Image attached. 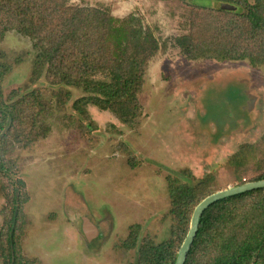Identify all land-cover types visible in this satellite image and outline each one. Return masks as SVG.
Segmentation results:
<instances>
[{"label": "rangeland", "instance_id": "374dc122", "mask_svg": "<svg viewBox=\"0 0 264 264\" xmlns=\"http://www.w3.org/2000/svg\"><path fill=\"white\" fill-rule=\"evenodd\" d=\"M75 1L110 7L121 19L141 16L157 30L164 50L150 63L139 96L143 114L132 128L93 106L89 118L79 115L74 103L84 97L80 89L51 84L47 77L33 83L32 41L7 35L2 49L13 70L3 83L5 95L21 91L18 101L42 91L46 104L25 111L20 134L14 135L39 138L17 143L9 156L13 172L0 170V241L21 181L29 198L21 241L28 260L138 264V251L124 247L133 226L142 227L139 244L146 237L157 244L172 238L180 243L172 183L194 187L210 180L214 194L264 172V67L186 60L172 47L194 17L193 7L182 0ZM196 4L218 8L212 0ZM245 146L253 147L252 157L246 167H237L234 156Z\"/></svg>", "mask_w": 264, "mask_h": 264}, {"label": "trees", "instance_id": "16d2710c", "mask_svg": "<svg viewBox=\"0 0 264 264\" xmlns=\"http://www.w3.org/2000/svg\"><path fill=\"white\" fill-rule=\"evenodd\" d=\"M218 8L208 9L196 0H182L193 7L190 29L172 40V47L188 61L216 60L248 62L264 67V0H212ZM224 5L234 10L223 9ZM10 33L32 41L35 59L32 82L47 77L51 84L80 89L84 97L74 103L75 111L89 118L88 108L110 112L128 127H135L143 114L140 94L151 61L164 50L157 30L134 13L117 18L110 7L90 6L75 0H0V170L13 172L9 156L19 139L18 124L25 111L46 104L42 91L14 101L21 91L6 96L3 83L13 67L2 44ZM20 64V62H18ZM68 97L69 94H67ZM70 98L60 101L66 106ZM48 110V108H47ZM43 112V110H42ZM47 130V127H43ZM41 134V132H40ZM42 135V134H41ZM252 146H245L233 159L246 167ZM264 181V172L248 183ZM210 180L196 186L171 185L172 214L182 231L180 243L172 238L157 244L146 237L139 244L142 227L131 228L124 247L137 250L138 264H176L197 206L212 195ZM13 200L15 207L1 231L3 264H35L21 245L26 226L23 207L29 202L24 182ZM6 233V235H4ZM6 238V239H5ZM186 264H264V189L231 197L211 206L203 215Z\"/></svg>", "mask_w": 264, "mask_h": 264}, {"label": "water", "instance_id": "95a60500", "mask_svg": "<svg viewBox=\"0 0 264 264\" xmlns=\"http://www.w3.org/2000/svg\"><path fill=\"white\" fill-rule=\"evenodd\" d=\"M223 9H228V10H234V7H230L227 5H224L222 7ZM264 189V181H259V182H254V183H248L243 186H238L235 188H230L228 190H224L221 192H217L203 200L195 209L191 225H190V231L189 234L184 241L181 250L178 254L177 262L176 264H186L188 255L192 249V246L195 242V239L198 235L199 228H200V223L201 219L204 215V213L214 204L218 203L219 201L235 197L241 194H245L248 192L256 191Z\"/></svg>", "mask_w": 264, "mask_h": 264}]
</instances>
